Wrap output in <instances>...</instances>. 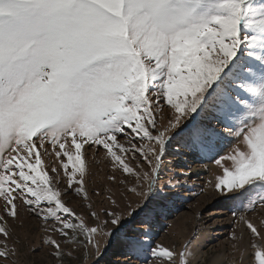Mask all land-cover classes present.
<instances>
[{
	"label": "snow or ice",
	"instance_id": "6c2138e0",
	"mask_svg": "<svg viewBox=\"0 0 264 264\" xmlns=\"http://www.w3.org/2000/svg\"><path fill=\"white\" fill-rule=\"evenodd\" d=\"M101 150L123 173L108 179L143 200L112 197L77 217L67 198L91 204L85 160ZM169 156L230 160L217 203L264 239L241 214L264 207V0H0V264H21L16 201L47 225L56 264L72 246H91L95 264L112 248L124 264H192L198 230L179 253L153 243L164 202L175 203L165 190L192 191L190 166L162 184Z\"/></svg>",
	"mask_w": 264,
	"mask_h": 264
},
{
	"label": "rangeland",
	"instance_id": "374dc122",
	"mask_svg": "<svg viewBox=\"0 0 264 264\" xmlns=\"http://www.w3.org/2000/svg\"><path fill=\"white\" fill-rule=\"evenodd\" d=\"M228 154V149L220 153L221 156ZM135 157L139 158V153H135ZM124 158L135 173L138 169L135 159H133V152L125 153ZM169 161L171 163H168ZM49 163H55L58 169L60 167V163L56 161L54 155ZM141 163H144L147 171H151L146 162L141 160ZM189 166L192 179L188 182L187 187L192 191L172 193L165 190L163 195L171 197L175 203L173 205L167 201L164 202L167 204V211L158 220V234L153 243L171 245L179 253L184 251L185 243L192 240L198 230V246L191 249V252L195 253V257H192L191 252L188 253L192 264H209L210 261L212 264H256L255 251H264V239L253 235L243 221L232 216L228 207L217 203L218 198L214 185L218 177H223L225 168L232 169L231 161L223 159L218 165L211 160L192 162L188 158L177 160L169 156L162 173V184L168 183L172 175H180L182 171L188 170ZM85 167L91 172L87 182L88 191L92 193L91 204L76 197H68L66 203V206L76 210L77 217L86 218L90 207H95L98 211L101 208H109L112 197L122 200L124 204L131 201L132 204L138 205L142 202L143 197L128 191L131 187L130 184H118L116 181L108 179L109 176H116L118 180L122 179L123 173L122 169L116 170L119 166L112 162L104 150L98 153L90 151L88 159L85 160ZM133 173L127 175L135 182ZM54 175L49 170L50 178ZM60 175H63L62 169ZM143 187L146 189L147 185L144 184ZM201 189H203L202 192ZM98 192L103 196L96 195ZM3 203V199L0 198V205ZM16 203L19 209V218H9V223L13 229V240L19 241L16 246L20 252L21 264H25L26 261L29 264H56L55 260L48 255L50 249L43 246V237L51 234L43 231V227H47V225H42V221L29 213L22 202L16 201ZM218 211L223 212L220 218L212 215ZM241 214L260 225L258 230L264 234V207L256 206L253 210ZM87 222L90 225L94 224L93 220ZM2 225L3 222L0 221V226ZM135 227L137 230H143V226L136 225ZM241 237L242 239H239ZM93 238L99 240L102 249L105 236L97 233ZM9 243L11 245V242ZM72 247L73 256L67 258L66 264H95L98 254L91 246L87 249ZM33 248L36 249L34 253L30 251ZM100 264H124V258L117 255L116 250L112 248L104 252Z\"/></svg>",
	"mask_w": 264,
	"mask_h": 264
},
{
	"label": "bare ground",
	"instance_id": "6f19581e",
	"mask_svg": "<svg viewBox=\"0 0 264 264\" xmlns=\"http://www.w3.org/2000/svg\"><path fill=\"white\" fill-rule=\"evenodd\" d=\"M222 214L223 212L218 211V212L213 213L212 215H215L217 218H220Z\"/></svg>",
	"mask_w": 264,
	"mask_h": 264
}]
</instances>
